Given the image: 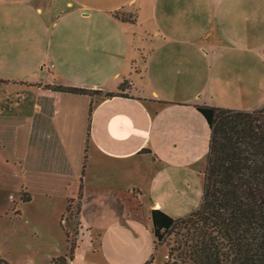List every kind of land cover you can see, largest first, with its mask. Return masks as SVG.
<instances>
[{
    "label": "crops",
    "instance_id": "crops-1",
    "mask_svg": "<svg viewBox=\"0 0 264 264\" xmlns=\"http://www.w3.org/2000/svg\"><path fill=\"white\" fill-rule=\"evenodd\" d=\"M0 79V157L18 166L5 176L64 210L83 186L72 258L75 219L50 212V264H152L150 211L202 202L211 129L198 105L264 107V0H0ZM124 80L127 96L57 89L117 93ZM10 87L25 95L16 108Z\"/></svg>",
    "mask_w": 264,
    "mask_h": 264
},
{
    "label": "trees",
    "instance_id": "trees-1",
    "mask_svg": "<svg viewBox=\"0 0 264 264\" xmlns=\"http://www.w3.org/2000/svg\"><path fill=\"white\" fill-rule=\"evenodd\" d=\"M127 88V80L117 93L57 86L61 91L102 98L127 96L123 93ZM197 108L211 129L202 202L177 218L160 208L150 211L154 253L168 243L165 264H264V107L251 111L207 105ZM82 191L81 183L77 215ZM21 199L31 201V192L25 190ZM72 202L68 200L67 212ZM173 234L175 242L170 244ZM66 236L67 256L72 258L77 243L69 233ZM52 263L67 264L65 257L54 258ZM0 264L7 263L0 260Z\"/></svg>",
    "mask_w": 264,
    "mask_h": 264
},
{
    "label": "rangeland",
    "instance_id": "rangeland-1",
    "mask_svg": "<svg viewBox=\"0 0 264 264\" xmlns=\"http://www.w3.org/2000/svg\"><path fill=\"white\" fill-rule=\"evenodd\" d=\"M118 15L131 25L134 32L137 19L135 18L133 9H122ZM29 33H31V31ZM140 68L143 69L141 64ZM19 90L22 91L21 88L12 89L10 87L8 91L9 93L14 92L8 96L13 100V103H10V105L13 104L11 108H16L15 104L18 102L19 98L22 96L25 97V95H20V97L17 98L16 92ZM1 92L5 94L3 89L0 88V93ZM31 92L32 91L27 89V104H29L34 97ZM8 103L5 96L1 97L0 108H9L10 106ZM204 163L201 170H205ZM7 170L16 172L18 166L14 165L13 162L6 163L5 160L0 157V254L3 259H11L14 263L27 264L30 260L35 259L38 264H50L48 254L55 250L58 243L56 236L50 233V221L52 218L50 212H67L63 209L62 198L56 195H54L53 199L45 196L40 192L39 186H37L36 191L31 192L27 185V190L31 192V201L23 202L20 194V186L22 187L23 182L20 179L15 182L18 186L14 185L13 179L9 176H5ZM193 181L195 180L193 179L192 182ZM199 185L203 186V177L199 179ZM70 195L73 202L71 211L67 212V215H72L75 219V230L70 234L75 238V241L78 242L77 235H79L80 232V223L77 220L79 189L77 188L71 191ZM15 212H19V214H15ZM36 212H49V214L47 213L46 217L43 214L41 217ZM67 215H64L63 224ZM175 238L176 236L174 234L169 236L170 244H174ZM2 240H4V242H2ZM62 249H64V247ZM168 251L169 244L164 243L163 246L154 253L152 264H165L168 258ZM165 254H167V256Z\"/></svg>",
    "mask_w": 264,
    "mask_h": 264
}]
</instances>
